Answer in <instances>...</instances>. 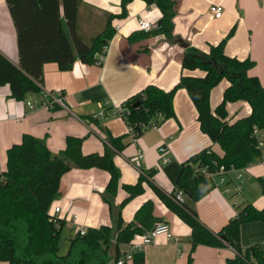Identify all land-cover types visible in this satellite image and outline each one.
I'll list each match as a JSON object with an SVG mask.
<instances>
[{"label": "crops", "instance_id": "1", "mask_svg": "<svg viewBox=\"0 0 264 264\" xmlns=\"http://www.w3.org/2000/svg\"><path fill=\"white\" fill-rule=\"evenodd\" d=\"M175 1L174 29L168 37L162 33L147 35L139 29L137 15L144 12L149 22L161 27L162 13L155 5L134 0L123 8L121 0H83L80 10L85 32L105 21L107 14L118 16L112 24L113 28L120 26V30H115L102 64L96 61L84 64L77 60L69 71H61L55 63L44 65L41 88L62 93L65 107L54 105L30 109L27 103L39 99L40 94L28 93L24 99L17 100L11 97L9 85L0 86V172L6 168L7 150L20 143L24 134L43 140L54 156L65 149L68 136L83 139L82 152L85 155H104L107 149H113L111 139L123 138L125 146L120 152L115 151L114 156L120 173L114 204L117 211L128 196L125 186L136 185L142 174L156 171L153 178L143 183L144 192L121 210L124 224H127L134 219L136 211L151 200L158 222L167 223L173 232L172 239L160 236L147 248L142 264H189L191 229L168 209L152 188V184L156 185L167 195L175 192L174 185L163 172L167 165L165 159L182 163L208 147L219 154L222 151L201 131L197 110L186 90L175 94V118L163 122L156 130H147L137 140L133 139L128 125L120 117H100L101 107L112 112L149 85L170 91L183 74L202 76L201 71L183 70L181 57L185 50L190 47L208 54L210 48L225 40L232 30L234 34L226 42L225 53L240 61H254L256 66L250 75L257 77L264 89V0ZM211 4L224 7L221 19H211ZM0 53L18 66L17 33L6 0H0ZM228 86L229 82L223 80L212 89V110L222 101ZM228 112L229 121L235 122L248 116L251 110L245 101H239L228 104ZM138 150L144 155L141 160L138 159ZM242 175L241 193L236 192L238 183L234 179L235 173H231L226 187H215L198 201L185 196L186 205L197 213L210 231L217 233L236 217L240 204L264 208L261 190L263 158L244 169ZM110 180L108 172L97 168L72 169L64 175L60 196L51 209L54 212V208L60 207L56 216L65 222L62 234L66 232L71 240L81 229L114 226L113 215L104 199ZM241 242L243 247L260 244L264 248V222L243 224ZM234 256L235 251L227 245L220 248L199 246L193 253L192 264H226Z\"/></svg>", "mask_w": 264, "mask_h": 264}, {"label": "trees", "instance_id": "2", "mask_svg": "<svg viewBox=\"0 0 264 264\" xmlns=\"http://www.w3.org/2000/svg\"><path fill=\"white\" fill-rule=\"evenodd\" d=\"M134 0H121L122 7ZM155 5L162 13V25L147 35L162 33L171 37L176 16L175 0H142ZM16 33L19 64L14 65L0 53V86L9 85L11 97L17 100L26 94H40L44 82V65L55 63L61 71H69L75 62L93 64L102 48L114 37L113 20L118 16L105 14L92 31L85 32L80 7L83 0H6ZM122 16V15H121ZM227 38L211 47L208 54L187 48L181 57L184 71H201L202 76L185 75L170 91L149 85L129 97L120 106L126 124L142 136L148 127L175 118L174 97L186 90L198 113L201 131L217 144L222 154L211 147L192 155L182 163L170 162L163 172L174 185L175 192L183 191L191 200L198 201L214 189L209 177L224 166L227 170H244L259 160V148L254 129L264 130V89L250 72L256 66L249 59L240 61L225 53ZM223 80L229 82L222 101L212 110L210 94ZM245 101L250 114L230 122L228 104ZM83 139L68 136L65 149L54 156L45 142L24 134L20 143L7 150V162L0 172V262L8 264H110L118 256L121 244H127L138 234L153 229L159 223L154 203L145 202L134 219L124 224L121 210L133 198L144 192L143 183L153 178L155 170L140 176L136 185L125 186L128 196L117 211L114 209L120 173L114 163L115 151L124 148L123 138L111 139L113 149L104 155L83 154ZM97 168L111 175L105 201L114 218V226L103 225L78 233L70 240L68 250L61 254L62 229L65 222L51 213L54 201L60 196L64 175L72 169ZM152 188L168 209L191 229V252L199 246L220 248L229 246L234 258L226 264H264V248L260 244L243 247L241 227L245 223L264 222V208L240 204L239 214L231 218L217 233L210 231L197 213L183 203L173 200L174 193L165 194L156 185ZM264 196V182H262ZM144 262L143 254L135 257L136 264Z\"/></svg>", "mask_w": 264, "mask_h": 264}, {"label": "built area", "instance_id": "3", "mask_svg": "<svg viewBox=\"0 0 264 264\" xmlns=\"http://www.w3.org/2000/svg\"><path fill=\"white\" fill-rule=\"evenodd\" d=\"M210 17L211 19H221L222 16L224 15V7L221 4H211L210 6ZM144 13H139L137 15V20L139 24V29L140 31L146 32V33H151L157 29H159L158 25L149 22L145 16ZM115 30L119 31L120 26H115ZM113 38L102 48L101 52L97 55L96 57V62L98 64H102L106 56L108 54V51L110 49V45L112 42ZM28 107L30 109H35L37 107L41 108H51L54 105H60L65 107L64 103V97L62 93H52L50 91H47L45 89L41 88V93H40V98L33 101V102H28L27 103ZM100 117H105V116H117L120 117L121 119L124 120L125 114L124 110L121 107L116 108L114 111L109 112L106 111L105 107H101V112H100ZM10 118H15L14 116H11ZM129 127V126H128ZM159 127L157 123L151 124L147 130L154 129L156 130ZM130 132L132 134V137L134 140H137L140 136H138L132 128H130ZM254 135L257 139V143L260 149L264 151V130H259L257 128L254 129ZM164 152V149L161 150ZM138 159L141 160L143 159L144 155L141 150H138ZM262 158L264 160V152L262 155ZM166 164L170 163L169 159H165ZM243 170H237L235 168H231L227 170L224 166H221L215 174H211L208 176L213 178L214 180V188L223 186L226 187L229 184L228 177L231 173H235V181L238 183L235 187V190L237 193H241L242 191V183H243V175H242ZM264 181V175L262 177ZM227 193H229V190H226ZM185 196L186 194L183 191H176L173 196V200L175 201L176 204L181 205L185 203ZM60 212V207L54 208V212L51 211L53 215H57ZM86 229H81L79 231L80 234H85ZM160 236H165L168 239H172L173 232L170 228V226L167 223H157L153 229L150 231H147L143 234H138L134 237L132 241H130L127 244H121L119 245V250H118V256L115 260L111 261L110 264H136L135 263V257L139 254H143L148 247L154 245L156 243V239Z\"/></svg>", "mask_w": 264, "mask_h": 264}, {"label": "rangeland", "instance_id": "4", "mask_svg": "<svg viewBox=\"0 0 264 264\" xmlns=\"http://www.w3.org/2000/svg\"><path fill=\"white\" fill-rule=\"evenodd\" d=\"M258 189V187H257ZM233 190V189H232ZM61 254H65L68 250L69 247V235L66 232H63L62 237H61Z\"/></svg>", "mask_w": 264, "mask_h": 264}, {"label": "water", "instance_id": "5", "mask_svg": "<svg viewBox=\"0 0 264 264\" xmlns=\"http://www.w3.org/2000/svg\"><path fill=\"white\" fill-rule=\"evenodd\" d=\"M187 196V195H186Z\"/></svg>", "mask_w": 264, "mask_h": 264}]
</instances>
